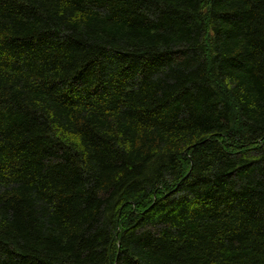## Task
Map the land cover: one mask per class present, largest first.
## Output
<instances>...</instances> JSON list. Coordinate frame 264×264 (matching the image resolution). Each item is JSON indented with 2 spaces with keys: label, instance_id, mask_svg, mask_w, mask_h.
Masks as SVG:
<instances>
[{
  "label": "trees",
  "instance_id": "1",
  "mask_svg": "<svg viewBox=\"0 0 264 264\" xmlns=\"http://www.w3.org/2000/svg\"><path fill=\"white\" fill-rule=\"evenodd\" d=\"M0 264H264V0H0Z\"/></svg>",
  "mask_w": 264,
  "mask_h": 264
}]
</instances>
